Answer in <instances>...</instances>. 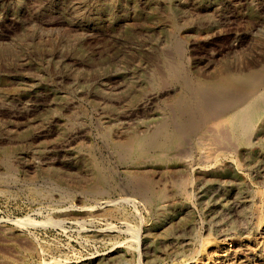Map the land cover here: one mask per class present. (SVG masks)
Listing matches in <instances>:
<instances>
[{"label":"rangeland","instance_id":"rangeland-1","mask_svg":"<svg viewBox=\"0 0 264 264\" xmlns=\"http://www.w3.org/2000/svg\"><path fill=\"white\" fill-rule=\"evenodd\" d=\"M263 43L264 0H0V264L77 263L94 257L105 260L86 264H182L188 251L208 238L213 241L206 253L223 246L213 227L239 225L264 197V125L252 139V150L232 147L235 142H207L217 166L196 177L189 174L193 196L187 201V220L173 214L181 203L176 197L164 216L163 204L140 177L144 173L158 180L173 196L185 176L172 169L175 164L136 165L114 141L154 126L169 135L175 127L189 129V116L181 121L180 115H188L189 106H199L197 85L218 71H237L247 64L264 71ZM170 67L176 68V78L170 76ZM182 79L188 80V94ZM151 94L152 103L138 108ZM177 98L180 108L172 103ZM196 112L199 124L203 110L198 107ZM116 123H125L127 132H117ZM70 131H79L78 140L57 148ZM193 140L187 134L174 141L188 155ZM95 164L98 175L92 173ZM217 169L223 175L213 173ZM94 177L101 194L88 187ZM222 188L227 190L224 196ZM130 226L138 229L139 242H133Z\"/></svg>","mask_w":264,"mask_h":264},{"label":"bare ground","instance_id":"bare-ground-1","mask_svg":"<svg viewBox=\"0 0 264 264\" xmlns=\"http://www.w3.org/2000/svg\"><path fill=\"white\" fill-rule=\"evenodd\" d=\"M239 1V0H238ZM237 2V1H236ZM253 3V2H252ZM85 6V5H84ZM180 6V5H179ZM222 6V5H221ZM36 7V6H35ZM131 10V9H130ZM230 11V10H229ZM92 15V14H91ZM214 15V14H213ZM54 17V16H53ZM25 18V17H24ZM45 18V17H44ZM48 18V17H47ZM30 20V19H29ZM109 20L105 21L106 23ZM208 22V21H207ZM105 23V24H106ZM109 23V22H108ZM57 24V23H56ZM63 26V25H62ZM52 27V26H51ZM65 27V26H64ZM106 27V26H105ZM109 27V26H108ZM107 27V28H108ZM252 27V26H251ZM70 28V27H69ZM78 28V27H77ZM230 28V27H229ZM257 29V28H256ZM49 30V29H48ZM56 30V29H55ZM52 31V30H51ZM228 31V30H227ZM231 32V31H230ZM263 36V35H262ZM102 37V36H101ZM260 40V39H259ZM29 41V40H28ZM177 41V40H176ZM262 42V41H261ZM31 43V42H30ZM73 44V43H72ZM93 44V43H92ZM240 44V43H239ZM255 44V43H254ZM264 44V43H263ZM46 46V45H45ZM163 46V45H162ZM197 46V45H196ZM243 46V45H241ZM198 47V46H197ZM237 48V47H236ZM240 48V46H239ZM235 49V48H234ZM171 50V49H170ZM169 50V51H170ZM165 52V50H162ZM184 51V50H183ZM256 52V51H255ZM262 52V50H261ZM168 53V52H167ZM172 53V52H169ZM168 53V54H169ZM253 53V52H251ZM193 54V53H192ZM41 55V54H40ZM252 55V54H251ZM255 55V54H254ZM258 54H256L257 56ZM208 56V55H207ZM25 57V56H24ZM47 57V56H46ZM213 57V56H212ZM96 58V57H95ZM215 59V58H214ZM244 59V58H243ZM260 59V58H258ZM171 61V60H170ZM173 62V61H172ZM255 62V61H254ZM257 62V61H256ZM209 65V64H207ZM260 65V64H259ZM77 66V65H76ZM123 66V65H122ZM157 66V65H156ZM176 67V65H174ZM172 66V67H174ZM158 67V66H157ZM204 67V66H203ZM212 67V66H211ZM242 67V66H241ZM20 68V67H19ZM209 67H207L208 69ZM167 70V69H166ZM176 68L172 69L169 68V74L172 78H176ZM33 71V70H31ZM211 71V70H210ZM158 72V71H157ZM205 72V71H204ZM168 74V73H167ZM178 74V73H177ZM164 75V74H163ZM181 75V73H180ZM38 76V75H37ZM27 78V77H26ZM193 78V77H191ZM38 79V78H37ZM166 79V77H165ZM164 79V80H165ZM197 79V78H196ZM192 80V79H191ZM82 81V80H81ZM188 81V80H187ZM186 80L182 79L183 83V89L186 91H190V85L188 84ZM193 81V80H192ZM202 81V80H201ZM166 82V81H165ZM169 82V81H168ZM197 82V81H195ZM203 82V81H202ZM164 83V82H162ZM161 83V84H162ZM193 83V82H192ZM167 84V83H165ZM119 86V85H118ZM182 86V85H181ZM180 86V87H181ZM206 86L212 87L213 90L209 91ZM122 87V86H121ZM149 87V86H148ZM165 87V86H164ZM166 88V87H165ZM189 88V89H188ZM163 89V87H162ZM200 92V97L198 99V107L203 110V120L198 124L195 119V114L197 113V108H193L192 106H189L188 115L183 114L181 117V121H184L188 116L189 118V129L186 128L184 131H179L176 127L175 130H173L172 135L167 134V131L162 129L161 127L154 126L152 127V131L146 130V131H140L139 132H133L132 135L123 137L122 140H115L114 146L121 149L125 152V154L128 156L129 160L133 161L134 164L137 165L138 162H146V161H153L156 163H161L167 166V168H170L169 164L174 163L175 165L172 167L176 172L181 173L182 175H185L180 182L177 183L175 188V194L172 196V192H169L168 188L165 186L157 185L158 180H152L150 178H147L144 173H140V177L144 179V183L147 184L149 188V192L152 193V196L155 200H158L159 203L163 204L161 213L164 214V209H168L173 202L171 201V198L176 197L178 198L181 203L177 204V208L173 210V214L178 216V218H184L186 219L189 216V204H187V201L189 202V199L192 198V196L189 194L190 186H189V174L193 177H196V174H201L204 172H208L210 168L213 169V167L217 166V156L214 154H210L209 151L206 150L207 142L212 143V145L217 146L218 144L221 146L228 145V143L235 142L232 147L235 145L239 147L240 145H246L251 148V150L254 148V144L252 139L256 135V132L259 127L264 125V71L262 68H257V65L247 64L244 65L242 69L240 70H233V69H225L223 71H218V73L211 77L209 81L206 82V84H199L196 88ZM120 90V88H119ZM165 91V90H164ZM163 93V90H162ZM166 94V93H165ZM188 94V93H187ZM193 94V93H192ZM154 94L148 95L146 98L144 97V100L140 101L137 104L138 108H144L147 107L149 104L152 103V101L155 99ZM170 95V94H169ZM171 98V96H169ZM187 96V95H186ZM81 97V96H80ZM158 97V96H157ZM161 97V96H160ZM79 98V97H78ZM5 99V98H4ZM1 100V99H0ZM10 100V99H9ZM14 100V99H13ZM2 101V100H1ZM6 101V100H4ZM44 102V101H43ZM124 103V102H123ZM154 103V102H153ZM174 105H177L179 108L182 103L180 99H174L172 102ZM211 103V104H210ZM115 104V103H114ZM170 104V103H169ZM190 104V103H189ZM194 104V103H193ZM102 106V105H101ZM161 108V107H160ZM173 108V106H172ZM120 110V109H119ZM137 110V109H136ZM135 110V111H136ZM140 110V109H139ZM184 110V109H183ZM200 112V111H199ZM198 112V113H199ZM9 113V112H8ZM65 113V112H64ZM127 113V112H126ZM124 113V114H126ZM133 113V112H132ZM149 113V112H148ZM173 113V110H172ZM175 113V112H174ZM98 114V113H97ZM81 115V114H80ZM123 115V114H122ZM15 116V114H14ZM139 116V115H138ZM54 117H56L54 115ZM71 117V116H70ZM123 117V116H122ZM143 117V116H142ZM23 118V117H22ZM96 118V117H95ZM67 119V118H66ZM72 119V118H71ZM70 119V120H71ZM97 121V120H96ZM72 122V121H71ZM78 122V121H77ZM76 124V123H75ZM98 124V123H97ZM101 124V123H100ZM108 124V123H107ZM72 124H70L71 126ZM104 125V124H103ZM102 125V126H103ZM125 123H116L115 128L117 132H120L121 134H124V132H127L125 128ZM23 126V125H22ZM69 126V127H70ZM81 126V125H80ZM128 126V125H127ZM165 126V125H164ZM163 126V127H164ZM187 126V127H188ZM72 127V126H71ZM77 127V126H75ZM100 127V126H99ZM151 127V126H150ZM186 127V126H185ZM21 128V127H20ZM101 128V127H100ZM135 128V127H134ZM106 129V128H105ZM108 130V129H107ZM144 130V129H143ZM38 131V130H37ZM84 131V130H83ZM101 131V129H100ZM79 132V131H78ZM78 132L70 131L64 135V139L61 142V144L56 146L57 148L62 149V147L70 146L73 144L72 142L75 140ZM115 132V131H114ZM41 133V132H40ZM102 133V132H101ZM108 133V132H107ZM189 134L192 137L193 145L190 149V154L185 155L184 152L178 151L177 147L178 144L175 143V139H181L185 135ZM115 135V134H114ZM41 136V135H40ZM120 137V135H118ZM123 136V135H121ZM12 137V136H11ZM15 137V135H14ZM116 137V136H114ZM118 137V138H119ZM33 138V137H32ZM117 138V137H116ZM31 139V138H30ZM34 139V138H33ZM121 139V138H120ZM186 139V138H185ZM76 140H78L76 138ZM206 140V143H204ZM3 141V140H2ZM104 141V140H103ZM200 143V147L197 148V145ZM262 142V141H261ZM60 143V142H59ZM75 143V142H74ZM109 143V142H108ZM263 143V142H262ZM257 144V143H256ZM259 144V143H258ZM76 145V144H74ZM73 145V146H74ZM104 145V144H103ZM188 145V144H187ZM262 145V144H261ZM50 146V145H49ZM181 146V145H179ZM259 146V145H258ZM264 146V145H263ZM262 146V147H263ZM47 147V146H46ZM55 147V146H54ZM52 146V148H54ZM219 147V146H218ZM236 147V148H237ZM245 147V146H244ZM39 148V147H38ZM71 148V147H70ZM187 148V147H186ZM220 148V147H219ZM224 148V149H223ZM246 148V147H245ZM46 149V148H45ZM109 149V148H108ZM179 149V148H178ZM182 149V148H180ZM221 149L226 150L225 147H222ZM228 149V148H227ZM230 149V148H229ZM243 149V148H241ZM249 149V148H248ZM48 150V149H47ZM106 150V149H105ZM110 150V149H109ZM183 150V149H182ZM220 150V149H219ZM236 150V149H235ZM234 150V151H235ZM8 152V151H7ZM187 152V151H186ZM212 152V151H211ZM230 152V151H229ZM244 152V151H243ZM255 153V152H254ZM259 153V152H257ZM233 154V153H232ZM260 154V153H259ZM263 154V153H262ZM222 155V154H221ZM226 155V154H225ZM234 156V155H232ZM259 156V155H258ZM116 157V156H115ZM122 157V156H121ZM224 157V156H222ZM256 157V156H255ZM263 157V156H262ZM260 156V158H262ZM27 158V157H26ZM45 158V157H44ZM61 159V158H60ZM115 159V158H114ZM228 159V157H227ZM236 159V157H235ZM32 160V159H31ZM222 160V159H219ZM231 159H229L230 161ZM234 159H232L233 162ZM37 161V160H36ZM47 161V160H45ZM224 161V160H223ZM236 161H238L236 159ZM43 162V161H42ZM58 162V161H57ZM228 162V161H227ZM31 163V162H30ZM223 165L224 162L220 163V165ZM226 164V163H225ZM237 164V163H234ZM239 164V163H238ZM243 164V163H242ZM241 164V165H242ZM262 164V163H261ZM50 165V164H48ZM264 165V164H263ZM262 165V166H263ZM218 166V167H219ZM226 166V165H225ZM231 166V164H230ZM239 166V165H237ZM161 167V166H160ZM217 167V168H218ZM234 167V165H233ZM240 167V166H239ZM237 167V168H239ZM245 167V166H243ZM13 168V167H12ZM34 168V167H33ZM120 168V167H119ZM235 168V167H234ZM233 169V168H232ZM242 168H240L241 170ZM57 170V169H56ZM100 167L98 165H92V173L95 175L99 174ZM147 170V169H146ZM239 170V169H238ZM14 171V170H13ZM11 171V172H13ZM142 171V170H141ZM242 171V170H241ZM238 171V172H241ZM246 171V170H245ZM32 172V171H31ZM103 172V171H102ZM124 172V171H123ZM131 172V171H130ZM232 172V171H231ZM243 172V171H242ZM247 172V171H246ZM263 172V171H262ZM158 173V172H157ZM216 175H220L224 172L222 170L217 169L213 171ZM11 174V173H10ZM122 174V173H121ZM137 174V173H136ZM135 174V175H136ZM159 174V173H158ZM238 174V173H237ZM258 174V173H257ZM4 175V174H3ZM223 175V174H222ZM239 175V174H238ZM237 175V176H238ZM158 176V175H157ZM246 176V175H245ZM68 177V176H66ZM65 177V178H66ZM84 177V176H83ZM139 177V176H138ZM137 177V178H138ZM166 177V175H165ZM188 179H186V178ZM192 177V178H193ZM241 177V176H240ZM262 177V176H261ZM5 178V177H4ZM3 178V179H4ZM8 178V177H7ZM70 178V177H68ZM66 178V179H68ZM136 178V179H137ZM175 178V177H174ZM191 178V177H190ZM216 178V177H215ZM121 179V178H120ZM135 179V177H134ZM158 179V178H157ZM233 179V178H232ZM237 179V178H236ZM249 179V178H248ZM97 178L94 177V180L88 184L90 189H92L95 193L101 194L102 191H100V187L98 186V181H96ZM126 180V179H125ZM195 180V179H194ZM223 180V179H222ZM9 181V179H8ZM14 181V180H13ZM191 181V180H190ZM246 181V180H245ZM5 182L6 179H5ZM11 182V181H10ZM123 182V181H122ZM134 182V181H133ZM160 182V181H159ZM161 182H163L161 180ZM192 182V181H191ZM232 182V181H231ZM238 182V181H236ZM248 182V180L246 181ZM251 182V181H250ZM249 182V184H250ZM253 182V181H252ZM127 183V182H126ZM139 183V182H138ZM166 183V182H165ZM164 183V184H165ZM235 183V182H234ZM254 183V182H253ZM262 183V182H261ZM144 184V185H145ZM170 184V183H169ZM168 184V185H169ZM202 184V182H201ZM230 184V183H229ZM257 184V183H256ZM3 185V184H2ZM123 185V184H122ZM133 185V184H132ZM141 184V186L145 187ZM209 185V184H208ZM222 185V184H221ZM219 185V186H221ZM86 186V185H85ZM167 186V185H166ZM172 186V184H171ZM169 186V187H171ZM175 186V185H174ZM215 186V185H214ZM223 186V185H222ZM228 186V185H227ZM233 186V185H232ZM54 187V186H53ZM105 187V186H104ZM132 187V186H131ZM136 187V186H135ZM153 187V188H151ZM224 187V186H223ZM230 187V186H229ZM251 187V186H250ZM264 187V186H263ZM129 188V187H127ZM218 188V187H216ZM221 188V187H219ZM256 188V185H255ZM254 188V189H255ZM257 188L258 187L257 184ZM135 189V188H134ZM133 189V190H134ZM202 189V188H201ZM231 189V187H230ZM229 189V190H230ZM246 189V188H245ZM38 190V189H36ZM35 190V191H36ZM214 190V189H213ZM228 190V191H229ZM258 192H260L259 189H257ZM40 191V190H39ZM42 191V189H41ZM54 191V190H53ZM106 191V190H105ZM140 191V190H139ZM138 191V192H139ZM192 191V190H191ZM198 191V190H197ZM226 188H222L219 190V193L224 196V193L226 192ZM237 191V190H235ZM262 191V190H261ZM264 191V190H263ZM262 191V192H263ZM33 192V191H31ZM44 192V191H43ZM47 192V191H46ZM78 192V191H77ZM127 192V191H126ZM135 192V191H133ZM204 192V191H203ZM233 192V191H232ZM247 192V191H246ZM260 192L259 194H263ZM35 193V192H34ZM40 193V192H38ZM37 193V195H38ZM49 193V192H48ZM47 193V194H48ZM87 193V192H86ZM108 193V192H107ZM125 193V192H124ZM193 193V191H192ZM237 193V192H236ZM45 194V193H43ZM140 194V193H139ZM149 194V193H148ZM171 194L172 197L169 196ZM257 194V193H256ZM69 195V194H68ZM87 195V194H86ZM96 195V194H95ZM94 195V196H95ZM127 198L129 200H132V202L136 201V199L133 196H128L129 194H126ZM70 196V195H69ZM67 196V197H69ZM90 196H93L90 194ZM98 196V195H97ZM142 196V195H140ZM226 196V194H225ZM234 196V195H233ZM232 196V197H233ZM247 196V195H246ZM251 196V195H250ZM41 197V196H40ZM43 197V196H42ZM61 197V196H60ZM105 197V194H104ZM125 197V198H126ZM227 197V196H226ZM238 197V196H236ZM242 197V196H241ZM244 197V196H243ZM258 197V195H257ZM45 199V197H43ZM51 198V197H50ZM66 198V196H65ZM70 198V197H69ZM96 198V197H95ZM98 198V197H97ZM139 198V197H138ZM148 198V197H147ZM195 198V197H194ZM200 198V197H199ZM218 198V197H217ZM256 198V197H255ZM259 198V197H258ZM39 199V197H38ZM60 198L59 200H61ZM149 199V198H148ZM260 201L255 202L257 207L255 208H249V211H247V216L242 220V222L238 225L231 226L230 224L226 228H222L220 226L213 227L215 231L216 238L222 242L223 246L220 244L216 247H212V249H215L214 251H210L206 253V248H211V241L208 240L203 242L202 244L198 246V248H192L190 253L188 251V255L184 258L185 261L182 264H264V197L259 198ZM48 200V199H46ZM63 200V199H62ZM123 200V199H122ZM145 200V199H142ZM231 200V199H230ZM249 200V199H248ZM51 201V200H50ZM54 201V200H53ZM124 201V200H123ZM128 201V200H127ZM152 201V200H151ZM252 201V200H251ZM255 201V200H254ZM129 202V201H128ZM137 202V201H136ZM135 202V203H136ZM144 202V201H143ZM178 202V201H176ZM194 202V201H193ZM196 202V201H195ZM194 202V203H195ZM244 202V201H243ZM52 203V202H51ZM64 203V202H63ZM124 203V202H123ZM238 203V202H237ZM55 204V203H54ZM107 204V203H106ZM105 204V205H106ZM131 204V203H129ZM133 204V203H132ZM146 204V203H145ZM221 204V203H220ZM254 204V205H255ZM71 205V204H70ZM104 205V206H105ZM175 205V204H174ZM193 205V204H192ZM225 205V204H224ZM232 205V204H231ZM235 205V204H234ZM243 205V204H242ZM96 206V205H95ZM109 206V205H107ZM195 206V205H194ZM216 206V205H215ZM221 206V205H220ZM236 206V205H235ZM84 207V206H83ZM161 207V206H160ZM173 207V206H172ZM209 207V206H207ZM223 207V206H222ZM253 207V206H252ZM144 208V207H143ZM191 208V207H190ZM200 208V206H199ZM205 208V207H204ZM210 208V207H209ZM225 208V207H224ZM236 208V207H235ZM65 209V208H64ZM76 209V208H75ZM80 209V208H79ZM145 209V208H144ZM153 209V208H152ZM196 209V208H195ZM212 209V208H211ZM210 209V211H211ZM93 210V209H92ZM100 210V209H99ZM197 210V209H196ZM199 210V209H198ZM206 210V208H205ZM209 211V209H207ZM206 210V211H207ZM149 211V209H148ZM151 211V210H150ZM159 211V209H158ZM195 211V210H194ZM222 211V209H221ZM220 211V212H221ZM226 211V210H225ZM107 212V211H106ZM139 212V211H138ZM217 212V211H216ZM240 212V211H239ZM157 213V211H156ZM205 213V212H204ZM226 213V212H225ZM228 213V212H227ZM94 214V213H93ZM105 214V213H104ZM108 213H106L107 215ZM134 214V213H133ZM171 214V213H170ZM163 216L162 214H160ZM213 215V214H212ZM92 216V215H91ZM165 216V214H164ZM206 216V215H205ZM227 216V215H226ZM135 217V216H134ZM151 217V216H150ZM175 217V216H173ZM217 217V216H216ZM219 217V216H218ZM143 218V217H142ZM161 218V217H160ZM189 218V217H188ZM225 218V217H224ZM58 219V218H57ZM64 219V218H63ZM90 219V218H89ZM130 219V218H129ZM147 219V218H146ZM157 219V218H156ZM163 219V218H162ZM161 219V220H162ZM167 219V218H166ZM226 219V218H225ZM242 219V218H241ZM240 219V220H241ZM104 220V219H103ZM132 220V219H130ZM153 220V219H152ZM187 220V219H186ZM193 220V218L191 219ZM220 220V219H219ZM228 220V219H227ZM239 220V219H238ZM129 221V220H128ZM138 221V220H137ZM155 221V219H154ZM209 221V220H208ZM124 222V221H123ZM126 222V221H125ZM131 222V221H130ZM160 222V220H159ZM158 222V223H159ZM196 222V221H195ZM221 222V221H220ZM218 222V223H220ZM29 223V222H28ZM122 223V222H121ZM135 223V222H134ZM144 223V222H143ZM156 223V222H155ZM161 223V222H160ZM168 223V222H167ZM174 223V221H173ZM190 223V222H189ZM203 223V222H202ZM201 223V224H202ZM131 224V223H130ZM138 224V223H137ZM140 224V223H139ZM150 224V223H149ZM170 224V223H169ZM188 224V223H187ZM198 224V223H197ZM222 224V223H221ZM106 225V224H105ZM148 225V224H147ZM152 225V224H151ZM178 225V224H177ZM184 225V224H183ZM194 225V224H193ZM211 225V224H210ZM25 226V225H24ZM27 226V225H26ZM29 226V225H28ZM132 226V224H131ZM129 228V230L132 232V239L133 242H139V236L138 229L135 228ZM141 226V224L139 225ZM146 226V225H145ZM149 226V225H148ZM170 226V225H169ZM180 226V225H179ZM204 226V225H203ZM128 227V226H127ZM138 227V226H137ZM136 227V228H137ZM178 227V226H177ZM199 227V225H198ZM197 227V228H198ZM148 228V227H146ZM145 228V229H146ZM151 228V227H150ZM161 228V227H160ZM166 228V227H164ZM185 228V227H184ZM206 228V227H205ZM163 229V228H162ZM161 229V230H162ZM183 229V228H182ZM93 230V229H92ZM98 230V229H97ZM140 230V229H139ZM159 230V228H158ZM157 230V231H158ZM165 230V229H164ZM185 230V229H184ZM207 230V229H206ZM113 231V230H109ZM122 231V230H121ZM138 231V232H137ZM153 231V230H152ZM156 231V232H157ZM141 232V231H140ZM149 232V231H148ZM180 232V231H179ZM178 232V233H179ZM182 232V231H181ZM185 232V231H184ZM190 232V231H189ZM198 232V231H197ZM201 232V231H200ZM163 233V232H162ZM174 233V232H173ZM204 233V232H203ZM154 234V233H153ZM165 234V233H164ZM205 234V233H204ZM11 235V233H10ZM150 235V234H147ZM157 235V234H156ZM172 235V234H171ZM170 235V236H171ZM190 235V233H189ZM195 235V234H194ZM214 235V236H215ZM152 236V235H151ZM163 236V234H162ZM165 236V235H164ZM209 236V235H208ZM175 237V236H174ZM187 237V235H186ZM184 237V239L186 238ZM205 237V236H204ZM213 235L211 236V238ZM2 238V237H1ZM145 238V237H143ZM172 238V237H171ZM188 238V237H187ZM186 238V239H187ZM126 239V238H125ZM139 239V240H138ZM146 239V238H145ZM154 239V238H153ZM163 239V238H162ZM166 239V238H165ZM169 239V238H167ZM202 239V238H201ZM4 240V239H3ZM138 240V241H137ZM164 240V239H163ZM215 240V239H214ZM5 241V240H4ZM26 241V240H25ZM30 240H28L29 242ZM132 241V240H131ZM152 241V240H151ZM155 241V240H154ZM153 241V242H154ZM158 241V240H157ZM156 241V243H157ZM187 241V240H186ZM197 241V240H196ZM217 241V240H215ZM143 242V241H141ZM166 242V240H165ZM185 242V241H184ZM188 242V241H187ZM32 243V242H31ZM37 243V242H36ZM132 243V244H134ZM171 243V242H170ZM169 243V244H170ZM193 243V242H192ZM125 244V243H124ZM137 244V243H136ZM139 244V243H138ZM163 244V243H162ZM172 244V243H171ZM186 244V242H185ZM190 244V243H189ZM30 245V243H29ZM148 245V244H147ZM165 245V243H164ZM187 245V244H186ZM198 245V244H196ZM128 246V245H127ZM144 246V245H143ZM195 246V245H194ZM115 247V246H114ZM131 247V246H130ZM140 247V246H139ZM168 247V246H167ZM136 248V247H135ZM147 248V247H146ZM181 248V246H180ZM188 248V247H187ZM12 249V248H11ZM118 249L114 248V250ZM165 249V248H164ZM170 249V247H169ZM175 249V247L173 248ZM189 249V248H188ZM10 250V249H9ZM46 250V249H45ZM113 250V251H114ZM145 250V248H144ZM176 250V249H175ZM181 250V249H180ZM185 250V249H184ZM209 250V249H208ZM34 251V250H33ZM111 251V250H110ZM162 251V250H161ZM168 251V250H167ZM183 251V250H182ZM181 251V252H182ZM7 252V251H6ZM115 252V251H114ZM117 252V251H116ZM123 252V251H122ZM151 252V251H150ZM149 252V253H150ZM165 252V251H164ZM170 252V251H169ZM173 252V251H172ZM5 253V251H4ZM22 253V252H21ZM46 253V252H45ZM111 254V253H110ZM151 254V253H150ZM154 254V253H153ZM152 254V255H153ZM158 254V253H157ZM155 254V255H157ZM163 254V253H162ZM181 254V253H180ZM183 254V253H182ZM11 255V254H10ZM122 255V254H121ZM151 255V256H152ZM166 255V254H165ZM49 256V255H48ZM107 256V255H105ZM145 256V255H144ZM181 256V255H180ZM15 257V256H14ZM88 257V256H87ZM104 257V256H103ZM102 257V258H103ZM118 257V256H117ZM125 258V256H123ZM142 257V256H141ZM101 257H94L89 258L87 260H84L82 262L73 263L70 261H61L56 262L57 264H86L88 262H95L100 261L103 262L105 259H100ZM109 259L112 257L109 256ZM122 258V256H121ZM120 258V260H121ZM181 258V257H180ZM100 259V260H99ZM21 260V259H19ZM23 260V259H22ZM125 260V259H124ZM147 260V258H146ZM79 261V260H78ZM54 262V261H51ZM147 262V261H146ZM183 262V260H182ZM12 263V262H11ZM45 263V262H44ZM47 263V262H46ZM50 263V262H49ZM113 263V262H111ZM126 263V262H125ZM95 264V263H94ZM108 264V263H105ZM178 264V263H177Z\"/></svg>","mask_w":264,"mask_h":264}]
</instances>
